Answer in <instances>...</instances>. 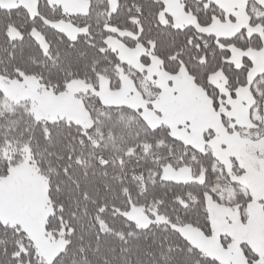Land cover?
<instances>
[{"label": "snow or ice", "instance_id": "obj_1", "mask_svg": "<svg viewBox=\"0 0 264 264\" xmlns=\"http://www.w3.org/2000/svg\"><path fill=\"white\" fill-rule=\"evenodd\" d=\"M0 264H264V0H0Z\"/></svg>", "mask_w": 264, "mask_h": 264}]
</instances>
